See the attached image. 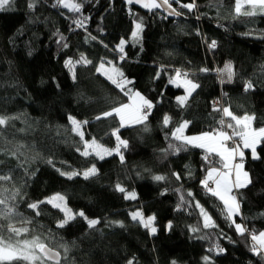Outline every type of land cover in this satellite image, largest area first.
Masks as SVG:
<instances>
[{"label":"trees","instance_id":"16d2710c","mask_svg":"<svg viewBox=\"0 0 264 264\" xmlns=\"http://www.w3.org/2000/svg\"><path fill=\"white\" fill-rule=\"evenodd\" d=\"M28 2L16 0L11 10L0 11V115L18 117L0 137V175L12 176L0 187L8 189L7 196L20 190L13 203L32 221L25 225L30 229L27 238L40 237L60 253V264H205V256L209 264H264L250 250L251 233L264 231V145L257 148L260 159L246 151L244 167L251 183L236 191L241 215L235 222L249 229L244 235L226 218L223 202L201 184L207 168L219 167V158L212 156L209 164L203 159L205 150L191 145L178 154L163 151L170 142L180 143L171 139V132L183 121L190 122V136L217 128L224 118L222 110H213L212 101L218 98L237 116L254 114V127L264 126V17L234 18V0H196L193 11L174 3L183 13L175 21L127 7L123 0H83L78 13L54 7L57 0H37L34 9ZM76 20L84 26L78 27ZM140 20L136 42L132 32ZM121 40L126 41L124 60L117 50ZM212 40L214 49L208 46ZM82 55L92 63L75 64L73 78L65 61ZM102 60L111 61L131 81L126 89L132 87L153 104L147 131L144 124L120 128V137L128 141L121 150L123 161L119 155H81L83 142L69 120L88 121L85 139L115 148L112 132L119 119L95 117L129 99L96 71ZM177 69L199 85L185 106L177 101L184 90L170 83ZM247 81L254 87L246 91ZM166 115L171 119L164 126ZM12 151L16 157L8 154ZM93 165L97 172L87 179L60 174ZM157 175L165 179L157 181ZM129 192L137 198L126 199ZM57 194L76 214L63 227L58 225L66 219L64 212L50 203L39 204V215L28 208ZM197 202L216 227L203 228ZM136 210L155 217V235L132 220ZM89 219L99 223L89 227ZM20 220L16 216L11 222L19 227ZM193 227L199 230L193 232ZM61 245L69 249L66 259Z\"/></svg>","mask_w":264,"mask_h":264},{"label":"snow or ice","instance_id":"6c2138e0","mask_svg":"<svg viewBox=\"0 0 264 264\" xmlns=\"http://www.w3.org/2000/svg\"><path fill=\"white\" fill-rule=\"evenodd\" d=\"M16 0H0V11L11 10L15 5ZM127 4H139L142 8L149 11H154L163 8L170 16H181L183 13L177 8L173 7V4L179 5L180 8L187 9L188 11H193L197 5L196 0H191L189 3H181V0H126ZM37 0H29L27 7L29 9H34ZM83 0L81 3H75L73 0H57L56 6H62L67 8L72 12H80ZM234 18L240 16L245 17H264V0H234ZM87 19V18H85ZM74 23L78 27H83V21L76 20ZM143 21L137 22L135 25V31L132 32V37L134 40H138L140 32L142 31ZM96 39V37H91ZM63 39V37H61ZM126 41L121 40L120 44L117 46L118 51L121 53L120 59L124 60V45ZM67 45H65L66 47ZM209 48L214 49L216 47V41L212 40L208 45ZM91 64L92 61L87 60L83 55L80 60L73 62L71 59L65 61L66 66L70 71H73V78H75V64ZM112 65L111 61H101L96 71L106 76L112 84H114L125 96L128 97V103H119L116 106L111 107L110 110L103 111L100 115L95 117L96 120L106 119L109 117H117L119 119V127L113 130L112 135L116 137L117 144L115 148L108 149L103 145L99 144L95 138L90 141L85 139L84 131H82V125L87 124L88 121H78L74 117H69L72 124V131L80 137L83 142V150L81 155L88 157L90 155H95L100 159H104L106 155H112L116 153L120 155L121 161L124 157L121 153V148L126 149L128 147V141L121 139L119 135L120 128L135 125L144 124V130L147 131L146 121L148 116L151 114V109L153 104L150 100L146 99L139 92H132L131 89H126V85L131 83L128 79L124 77V73L120 71L115 65L111 67H106L105 65ZM264 67V66H262ZM225 70L228 74V80L231 81L233 71L232 65L228 64L225 66ZM201 71H208L207 68L201 69ZM224 71V70H221ZM176 78L171 79L170 83L176 84L178 87H185L187 95L177 97V101L181 106H184L188 97L191 96L192 92L199 87L198 84L194 83L192 80L187 79V72L181 73L179 69L175 73ZM181 77H185L181 79ZM254 87L251 81H247L245 84V90L252 89ZM218 103V102H217ZM214 111H221V109L214 107ZM222 117L229 118L227 121L221 118L218 121V127L210 129L209 131L203 132L197 136H187L184 134L185 129L188 127L189 121H183L178 127L171 132V139L174 141H179V144L169 143L168 149L163 151L168 152L171 150L174 153H179L182 150H187V146L191 145L193 147H198L205 150L206 155L203 157L205 162L211 164V157H219V167L212 166L207 168L206 178L201 181V184L206 188L208 193L214 197H218L220 201L223 202L224 210L227 213L228 219H232L235 224L236 231L244 235L249 231L243 225L236 223L233 217L240 214V202L237 196L233 194L234 190H239L241 188L247 187L251 183L249 173L244 170V159L245 150H250L252 159H260L257 152V148L260 145H264V126L254 127L253 123L256 120L254 114L245 113L243 116L235 115L230 108L224 107L222 109ZM18 117H11L6 115H0V137L3 136V129L11 126L10 122ZM169 116H164L163 124L167 126L170 122ZM230 130V131H229ZM23 131V130H21ZM231 142V146L229 145ZM23 147V146H21ZM80 151V149H78ZM9 155L16 157L17 152L12 151L8 153ZM3 163V161H0ZM49 164L52 163L51 160L48 161ZM59 171V169H57ZM97 169L95 165L88 168L83 172V176L87 179L89 176L95 175ZM61 175H66L69 179L73 176L79 175L77 172H61ZM177 180H179L180 174L173 173ZM157 181L164 180V176L153 177ZM12 176L10 174L0 175V182L11 181ZM211 181V183H210ZM120 192H125L123 187L117 185ZM8 192V189L0 187V221H8V223H0V264H49L50 261H54L55 264H60V253L53 251V249L38 236L32 238H27L30 229L25 226L31 224L32 221L29 218L23 217L22 213L17 211V206L13 203L17 196H20V190L16 189L14 193L10 196L4 195ZM191 196V193H188ZM126 199H136V194L134 192H129ZM183 200V197H181ZM56 201L63 202L64 197L62 195H55L49 198L47 201H38L35 203L28 204V208L36 211V215H39V204L50 203L54 207L61 208V203H56ZM200 209V214L203 217V228H214L216 227L215 222L208 212L197 202L195 205ZM62 211L66 213V219L62 220L58 225L63 227L68 220L72 219L70 210L66 207L62 208ZM80 216H84L83 212L79 213ZM16 216H20L19 221L21 226H17L15 223L11 222ZM86 218V217H85ZM131 218L133 221H138L146 229H150L152 234H155L157 229L153 226L155 217L149 216L144 217L143 212L134 211L131 213ZM87 219V218H86ZM99 223L98 220L89 219V227L95 226ZM119 223V222H117ZM122 227L123 224L121 223ZM171 228V224L168 225ZM199 229L193 227L192 231L197 232ZM7 232L8 235L5 236L4 233ZM250 239L252 241L250 250L256 256H259L264 260V231H260L258 234L255 232L251 233ZM64 248L65 259L68 252L66 245H61ZM218 247V246H217ZM209 251H212L210 248ZM219 251H224L220 248ZM205 264H209L210 257H204ZM128 264H133L132 260L128 261ZM175 264V261L172 262Z\"/></svg>","mask_w":264,"mask_h":264},{"label":"rangeland","instance_id":"374dc122","mask_svg":"<svg viewBox=\"0 0 264 264\" xmlns=\"http://www.w3.org/2000/svg\"><path fill=\"white\" fill-rule=\"evenodd\" d=\"M74 2V1H73ZM66 10H68V11H70L69 9H67V8H65ZM199 17L201 18V15H199ZM136 25V24H135ZM136 29H134V31H135ZM142 32V31H141ZM141 32H140V35H139V38H138V40H135L136 42H139V40H140V38H141ZM133 40H134V38H133ZM125 41V40H124ZM120 44V43H119ZM118 44V45H119ZM117 45V46H118ZM126 46V43H125V45H124V47ZM117 50H118V48H117ZM113 65V64H112ZM112 65H109V64H106L105 66L106 67H111ZM115 67H117V66H115ZM118 68V67H117ZM119 69V68H118ZM120 70V69H119ZM121 71V70H120ZM106 77V76H105ZM176 78V76H175V74L173 75V77H172V79H175ZM185 77H181V79H184ZM187 78V77H186ZM127 79V78H126ZM188 79V78H187ZM129 80V79H128ZM130 81V80H129ZM131 83H129V84H127L126 85V87H128L129 85H130ZM172 85H174L175 87H178L176 84H173V83H171ZM180 88H182L183 90H184V95H185V93H186V91H185V87H183V86H179ZM129 89H131V91L132 92H135V91H133V89H132V87H129ZM197 89V88H196ZM195 89V90H196ZM194 93V91L192 92V94ZM191 94V95H192ZM186 95H187V93H186ZM191 96H189V98H190ZM219 102H220V98H218L217 99ZM76 119V118H75ZM76 120H78V119H76ZM78 121H80V120H78ZM81 122H83V121H81ZM70 124H71V122H70ZM72 125V124H71ZM135 125H138V124H135ZM135 125H130V126H126V127H131V126H135ZM73 127V126H72ZM82 131H84L83 130V125H82ZM230 131V130H229ZM76 133V132H75ZM184 134L186 135V133L184 132ZM187 136H190V135H187ZM116 138V137H115ZM121 139H123V138H121ZM124 140V139H123ZM100 144V143H99ZM259 147V146H258ZM106 148V147H105ZM123 148H121V150H122ZM250 151V150H249ZM114 155H118V154H116V153H113L112 155H106L105 157H104V159L105 158H109V157H111V156H114ZM120 156V155H119ZM99 158V157H98ZM211 159V158H210ZM212 161H213V159H211ZM214 162V161H213ZM245 168V167H244ZM86 171V170H85ZM246 171V170H245ZM74 172H77V173H80L79 175H76V176H73L72 178H74V177H77V176H80V177H84L83 176V172L84 171H79V170H75ZM205 178H206V176H205ZM204 178V179H205ZM249 185V184H248ZM245 188V187H244ZM242 189V188H241ZM135 193V192H134ZM136 194V193H135ZM234 195H236L235 193H234ZM136 198H137V194H136ZM238 199V198H237ZM131 200H133V199H131ZM56 203H61V202H59V201H56ZM51 205H53V204H51ZM64 207H66L67 209H69L68 208V206H67V204H66V201H65V199H64V201L61 203V208H58V209H60L61 211H62V208H64ZM57 208V207H56ZM70 210V209H69ZM136 211H141V212H143L142 210H136ZM64 212V211H63ZM134 212V211H133ZM132 213V212H131ZM64 214H65V216H66V213L64 212ZM70 214L72 215V219H74L75 217H76V214L74 213V212H72L71 210H70ZM144 214V213H143ZM238 215H235L234 217H233V219L235 220V218L237 217ZM144 217L145 218H147V217H149V216H146L145 214H144ZM67 218V217H66ZM72 219H70V220H72ZM69 221V220H68ZM136 222H138V221H136ZM139 223V222H138ZM141 224V223H140ZM142 225V224H141ZM242 225V224H241ZM143 226V225H142ZM153 226L155 227V221H154V224H153ZM144 227V226H143ZM149 230V232H150V234L151 235H155L156 233H157V231H156V233L155 234H152L151 233V231H150V229H148Z\"/></svg>","mask_w":264,"mask_h":264},{"label":"water","instance_id":"95a60500","mask_svg":"<svg viewBox=\"0 0 264 264\" xmlns=\"http://www.w3.org/2000/svg\"><path fill=\"white\" fill-rule=\"evenodd\" d=\"M105 1H115V0H105ZM123 2H124V4H125L127 7L136 8L137 10H139L140 12L145 13V14L153 13V12H158V13L161 14L162 16H164V17H166V18H168V19H170V20H173V21H175V20H180V19L183 18V15H181V16H170V15H168V13H167L163 8H161V9H157V10H154V11H149V10H147V9L142 8L139 4H132V5H129V4H127L126 0H123ZM173 7H174V6H173ZM53 251H54V250H53ZM56 252H57V251H56ZM60 261H61V255H60ZM49 263H51V264H55L54 261H50Z\"/></svg>","mask_w":264,"mask_h":264},{"label":"built area","instance_id":"2783aa9c","mask_svg":"<svg viewBox=\"0 0 264 264\" xmlns=\"http://www.w3.org/2000/svg\"><path fill=\"white\" fill-rule=\"evenodd\" d=\"M212 105L215 106L216 108H220L221 110L224 108L223 104L216 99L212 101ZM224 119L226 120V117H224ZM229 145L231 146V142H229ZM212 163H213V161H212Z\"/></svg>","mask_w":264,"mask_h":264},{"label":"crops","instance_id":"0c3cea01","mask_svg":"<svg viewBox=\"0 0 264 264\" xmlns=\"http://www.w3.org/2000/svg\"><path fill=\"white\" fill-rule=\"evenodd\" d=\"M195 92V91H194ZM185 95H186V93H185ZM182 96H184V95H182ZM188 100H189V97H188ZM187 100V101H188ZM187 101H186V103H187ZM186 103H185V105H186ZM184 105V106H185ZM186 130H187V128L185 129V133H186ZM187 135V134H186ZM195 136H197V135H195ZM201 149V148H200ZM204 150V149H203ZM246 151H249V150H245V156H246ZM250 152V151H249ZM219 158V157H218ZM244 170H245V168H244ZM207 175V174H206ZM210 183H211V181H210ZM243 189V188H242ZM239 190H241V189H239ZM239 190H234V192H233V194L235 193L236 194V191H239ZM237 195V194H236ZM241 215V210H240V214L238 215V216H240ZM237 216V217H238Z\"/></svg>","mask_w":264,"mask_h":264}]
</instances>
